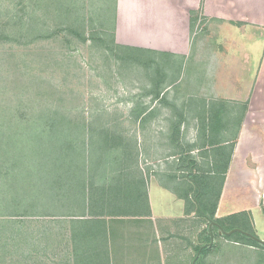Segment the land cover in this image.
<instances>
[{"label": "rangeland", "instance_id": "1", "mask_svg": "<svg viewBox=\"0 0 264 264\" xmlns=\"http://www.w3.org/2000/svg\"><path fill=\"white\" fill-rule=\"evenodd\" d=\"M35 1L38 2L35 17L38 27H41L40 34L48 36L52 31L55 34L30 44L26 43L29 37H24L22 45H15L14 42L0 43V142L2 143L0 163L4 164V170L0 168V172L8 170V167L13 165L11 155L17 151L14 149L16 145V148L21 150L18 156L19 164L15 165L10 175H19L18 173L25 170L37 171L39 167L41 168L40 163L31 160L30 151L43 144L42 138L38 140L39 135L42 137V133L45 134L48 129H52L61 136L65 134L67 138H71L72 143L79 150L80 146L84 147L83 151L88 158L89 166L93 165L94 159L99 154L95 144H102L104 138L101 137V133L116 134L121 137V141L106 140L108 146L112 143L117 144L116 146L123 145L122 147L125 146L126 149L130 147L131 160L138 159L142 168L149 166L153 174H159L166 168V160L173 165V159L169 157L177 152L171 146L174 143L171 139V122L181 123L179 141L184 146L182 151L177 152L179 155L176 157L184 156L185 159L187 145L194 141H197L196 146L204 144L199 135V119L187 114H193L194 111L201 109L204 102L225 100L227 102L224 103L225 106L232 112L229 123L235 126L236 112L242 113L243 108L247 107L248 101L241 97L245 96L249 83L253 81L258 61L262 56L264 31H258L250 25L242 26L238 23L233 25L226 21L216 23L202 16L194 25L190 38V51L187 55L170 56L151 53L144 56L124 50L114 52L110 45L102 46L98 41L90 40L83 43L80 38L63 29L66 25L62 24L63 17L59 9L54 10L51 5L52 14L45 15L42 8L46 6L48 0ZM11 2L13 1L0 0V26L7 21L15 20L8 17L12 14L15 5ZM14 2L17 3L18 0ZM67 3L70 7L67 18L71 21L78 19V22L82 23L77 22L74 25L80 34L88 38L90 31L99 30V33H103L100 36L108 40L105 37H109L116 20V0H69ZM17 6L21 9L19 4ZM21 12L24 14L23 11ZM99 24H103V27L98 28ZM11 28H7V31H14ZM15 28L17 29V26ZM115 54L126 58L121 60ZM132 56L144 61L137 64L131 59ZM158 79L164 80L161 85L162 93L166 98L164 101L160 98L152 99L153 95L149 93L152 83ZM141 108L149 114L142 122L136 117ZM226 117L228 119V114L225 119ZM47 122H53L51 127ZM205 148L203 147L202 154L210 156L212 148ZM122 150L120 148L112 152H104L106 163H102L101 168L111 180L117 176V172L113 169L120 166L115 160L113 161V158H117L119 163L125 159L123 156L126 155ZM204 166L202 165V168H205ZM12 169L11 167L10 170ZM158 176L151 182L155 213H158L159 205L164 202L165 205L170 206L172 215H176L179 211L178 200L172 199L168 191L158 192L156 189V184L164 187L163 182L168 181L169 178ZM17 177L20 178L16 179L17 185L14 183L11 187L9 182L0 179V193L8 198L11 192L33 191L26 181L28 175L25 178L24 175ZM197 179L201 182L203 192L207 189L204 195L205 201H213L221 185L219 177L200 176ZM169 183L172 185L171 182ZM188 189L189 187L185 185L177 192L181 195L183 193L184 197ZM54 191L57 192L58 189ZM225 196L229 198L227 203L229 205L237 198H247L245 191L239 188H230ZM55 208L58 212L61 211L58 205ZM127 208L131 207L127 206ZM168 212L169 210L166 211ZM59 219L61 218H26L28 220L24 226L26 231L30 230L33 234H37L42 232L43 228L51 229L53 240L43 251L48 255L46 264H59L58 256L66 255L68 252L62 249L66 245L59 235L64 236L65 226L59 223ZM62 220L68 221L67 218ZM202 221L207 226L205 220ZM124 222L116 221L114 227L119 228ZM213 233L216 242L209 247L207 253L204 252L206 254H201L198 264H264V249L237 242L236 240L241 238L239 234H234L231 239H224L225 237L217 235L218 232L214 229ZM253 233L254 235L248 233L251 237L245 236L253 241L255 240L252 237L264 242V221L257 225L256 230L253 229ZM119 235L118 229L108 245L111 264H134L130 255L125 256L126 251L122 247L124 237ZM58 241L63 243L61 249L56 247ZM35 242V246L32 247L34 249L27 250L28 252L32 250L30 253H33V257H38L39 261L42 260L41 250L46 242L43 239ZM147 247L138 248L139 250L133 252L132 247L128 246L127 254L140 255L142 250L147 251ZM154 249L151 247V252L148 250L146 255L154 256L156 253ZM8 250L11 255V247ZM38 261L35 263L38 264ZM191 263L193 261L187 264ZM140 264L151 263L141 261ZM180 264H185L184 260Z\"/></svg>", "mask_w": 264, "mask_h": 264}, {"label": "trees", "instance_id": "2", "mask_svg": "<svg viewBox=\"0 0 264 264\" xmlns=\"http://www.w3.org/2000/svg\"><path fill=\"white\" fill-rule=\"evenodd\" d=\"M12 1L11 3L15 5L12 14L8 17L10 19L14 18L15 20L13 22L7 21L0 26V43L14 42L15 45H22L21 43L24 37H29L26 43L30 44L38 39L51 37L55 34L53 31L50 32L48 36L40 34L41 30L39 28L41 27H38L37 18L35 17V10L38 6V2L35 0H18L17 3L14 2L15 0ZM67 2H69V0H48L46 6L42 8L43 12L45 15H51L53 11L51 5H53L54 10L59 9L63 17L62 24L66 25L63 29L69 32V34H74L80 38L83 43L90 40H92V42L98 41L102 46L108 47L110 45L112 50L114 49V52L115 50H124L132 53L137 52V54L144 56L154 53L145 49L117 44L115 42L113 29L109 32V37H105L108 40L100 36L103 33H99V30L90 31L88 38H85L83 34L78 32V28L74 27L75 23L79 20L75 19L71 21L67 18L70 12V7ZM17 4L20 5L21 9L18 8ZM21 11H23L24 14H22ZM197 19V14L191 13V33L193 32ZM10 26H13V28ZM15 26H17V29ZM102 27L103 24H99L98 28ZM7 28H11V30L14 31L8 32ZM63 29H61V31ZM32 36L35 37L32 38ZM115 55L117 56V54ZM117 57L121 60H125L126 58L119 55ZM131 59L136 61L137 64H141L142 61H144L134 56H132ZM163 81V79H158L154 80L152 83L151 91L149 92L153 95L152 99L156 100L160 98L162 101L166 99L162 93L161 85L164 83ZM224 103L225 102L215 101L210 103L204 102L201 109H199L200 115L197 118L200 121L199 135H201L204 141L202 146L205 147L208 145L209 147H216V150H214V152L216 151V158L214 156V163L211 167L207 168V170L198 168L199 173L192 172L197 165L195 161L191 159V156L185 158L187 159L186 162L182 161L181 164L185 163L188 178L190 177L188 182L189 189L183 199L186 202V211L190 213L191 207H195V212L199 217H202L208 225L213 222L218 224L226 232L233 229H240L254 235L250 222L246 217L248 216L247 213H238L223 219L215 218V211L222 191L225 173L228 168V162L226 161H228L229 158L226 157L223 159V157L226 156V151H224L220 145L225 143V141L220 138V134H217L219 131H224L226 126L230 124L229 114H232V112H228L229 109ZM243 109L245 111L246 107ZM227 114L228 119L227 117L225 119ZM243 114L244 113H242L239 119L237 118L238 123H236V126L238 127L240 126ZM148 115L147 111L141 108V111L136 117L142 122L148 118ZM47 123L46 124L51 127V123L53 122ZM180 127L181 123L179 121L171 122V139L174 141L171 146L177 152L182 151V147L184 146L178 145ZM101 135L104 140L103 142L102 140L100 141L102 144H95V149H99V154L94 159L92 166H89V163H87L88 158L83 151L84 147L81 148L80 146L79 150V148L72 143L71 138L66 137L67 135L63 134L61 136V134L54 132L52 129H48L45 134L42 133V137L40 135L38 137V140L42 138L41 141L43 144L39 148L37 146V149H32L30 151L31 160L40 163L41 168L39 167L37 171L34 169H32L34 171L25 170L18 173L19 175H10L9 173H13L16 167L15 165L19 164L18 156L21 150L16 148L17 145L15 146L14 149L17 151L15 150L16 152L11 155L13 165L8 167V170L0 172V179L9 182V187H11V185L13 186L14 183L16 184L18 182L16 180L17 178L20 179L17 176L21 177L24 175L25 178L26 175H28L26 181L28 186L32 187L30 190L33 189V191L11 192L8 198L5 194L0 193V264H7V261H9V264H29L30 262L31 264H36L39 258L33 257V253L30 252L34 249L32 247L35 246V241H40L42 239L46 244L41 250L43 254L40 258H42V260H39L38 264L47 263L48 255L43 251L51 245H49V243L53 240L54 236L51 237L52 233L50 228H43L42 232H37V234H33L30 230H24L25 223L28 222L26 218L31 217H48L49 219L61 218L59 219V223L64 224L65 228L63 230L65 234L64 236H59L66 246L62 248V241H58L56 247L65 249L68 252H66V255L58 256L60 257L59 264H111L108 245L114 239V234L116 230H118V228L114 227V222L120 221L118 219L119 217L141 216V212L137 209L138 203L144 200L147 206V196L143 198V194L140 195L138 191L135 192L137 188L128 181L129 172L127 171L131 167L130 164L136 161L135 158L131 160V148L128 147L126 149L125 146L122 147L123 145L119 144L120 146H116L117 144L113 145L112 143L108 146L109 143H105L106 140L111 141L115 139L118 141L121 137L108 132H103ZM63 137H65V139H62ZM1 145L2 143L0 142V146ZM194 146H196V144L188 145L187 149ZM120 148L123 149L122 153L126 156H123V159H125L121 163L117 161V158H113V161L115 160V163L120 166L113 169L117 172L116 178L112 179L116 183H112V180V182L109 183L108 180H110V178H107L106 171L104 172L101 168L103 167L102 163H106L104 152H112ZM11 167L13 168L12 170H10ZM0 168L4 170L3 163H0ZM105 170L107 169L105 168ZM211 172H214V174L212 175ZM200 176H218L221 181L219 191L211 202H206L204 199L207 189L203 192L204 189L201 186V182L197 179ZM121 177L124 178V181ZM55 189H58V191L55 192ZM56 204L61 210L60 212L56 210ZM127 206L132 209H128ZM62 218H67L68 221L62 220ZM213 229L217 231L214 225H212V230ZM234 234H239L241 237L236 240L237 242L264 249L263 245L249 239L239 232H235L230 236L224 235L223 237H225V239H231ZM9 247H11V255L10 250H8ZM30 248H32V250L28 252L27 249ZM208 249L209 246L205 244L197 248V253H204Z\"/></svg>", "mask_w": 264, "mask_h": 264}, {"label": "crops", "instance_id": "3", "mask_svg": "<svg viewBox=\"0 0 264 264\" xmlns=\"http://www.w3.org/2000/svg\"><path fill=\"white\" fill-rule=\"evenodd\" d=\"M191 13L197 14L199 21L203 16L216 23L226 21L233 25L237 23L242 26L250 25L258 31H264V0H116V20L112 27L115 42L122 46L145 49L158 54L187 55L191 45ZM262 51L253 81L249 83L245 96H239L248 101L246 110L242 111L244 114L240 126H236V123L242 113L236 112L235 126L229 124L224 131L217 133L225 141L220 145L226 151L223 159L229 158L226 161L228 168L215 218L223 219L244 212L247 213L246 217L254 230L264 221V43ZM241 98L237 99L241 100ZM187 115L198 117L200 113L196 110L193 114ZM178 145L183 144L179 141ZM205 147V149L209 148L208 145ZM136 148L139 151L137 145ZM210 148H212L211 154L206 156L202 154V144L189 149L185 147L186 158L191 156L197 165L193 173H199L198 168L207 170L208 166H212L216 158V151L214 152L216 147L210 146ZM178 155L176 152L172 153L169 158L173 159V165L166 160V168L159 174H153L149 166L142 168L138 159H135L136 163L130 164L131 167L127 171L128 181L137 188L135 192L143 194V198L147 196V206L144 200L138 203L137 209L141 212V216L118 218L125 221L118 228L119 237H124L121 238L122 247L126 251L125 256L130 255L134 264H140L141 261H148L151 264H180L183 260L185 264L191 261H193L191 264H198L201 254H206L209 249L206 253H197V248L203 243L210 247L216 242L212 230L213 222L209 226L207 223L206 226L193 206L188 213L182 196L184 194L177 192L181 187L188 186L190 178L185 163L181 164L187 159H184V156L177 158ZM202 165H205V168H202ZM211 174L213 175L214 172ZM158 175L169 178L168 181L163 182L164 187L156 184V189L158 192L166 190L172 199L178 200L179 211L176 215H172L170 206L165 205L164 202L159 203L160 210L155 213L151 182ZM121 179L124 181L123 177ZM108 182H112L111 179ZM230 188L244 190L247 198H237L230 205L227 204L229 198H226L225 193ZM168 210L169 212L166 213ZM217 232V235H221L218 228ZM128 246L132 247L133 252L147 246V251L151 252V247H154L156 253L151 257L146 255V250H142L141 256H131V253L127 254Z\"/></svg>", "mask_w": 264, "mask_h": 264}, {"label": "water", "instance_id": "4", "mask_svg": "<svg viewBox=\"0 0 264 264\" xmlns=\"http://www.w3.org/2000/svg\"><path fill=\"white\" fill-rule=\"evenodd\" d=\"M213 224L218 228L219 234H221V235L230 236L231 234H233L235 232H239V233H241L243 235H246V236H250L251 237L250 234H248V233H246V232H244V231H242L240 229H233V230H231L229 232H226L218 224H216V223H213ZM252 239H254L257 243H259V244H261V245L264 246V242L263 241H261V240H259L257 238H254V237H252Z\"/></svg>", "mask_w": 264, "mask_h": 264}]
</instances>
